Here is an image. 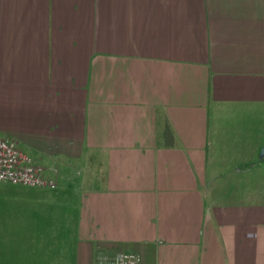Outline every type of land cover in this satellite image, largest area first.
Returning a JSON list of instances; mask_svg holds the SVG:
<instances>
[{"label":"crops","instance_id":"obj_1","mask_svg":"<svg viewBox=\"0 0 264 264\" xmlns=\"http://www.w3.org/2000/svg\"><path fill=\"white\" fill-rule=\"evenodd\" d=\"M7 115L56 187L0 264H264V0H0Z\"/></svg>","mask_w":264,"mask_h":264},{"label":"built area","instance_id":"obj_2","mask_svg":"<svg viewBox=\"0 0 264 264\" xmlns=\"http://www.w3.org/2000/svg\"><path fill=\"white\" fill-rule=\"evenodd\" d=\"M0 181L25 184L31 187L54 189V177L45 174L44 169L22 151L16 143L0 134ZM95 264H144L133 252H118L112 260H99Z\"/></svg>","mask_w":264,"mask_h":264},{"label":"rangeland","instance_id":"obj_3","mask_svg":"<svg viewBox=\"0 0 264 264\" xmlns=\"http://www.w3.org/2000/svg\"><path fill=\"white\" fill-rule=\"evenodd\" d=\"M4 119L6 120V126L9 128L13 133L11 140L14 142H19V148L21 150H25L26 147H24V140L21 138L25 136L27 130L26 127L24 126V122L19 121V116H13V115H7L3 116L1 118V121L3 122ZM5 122V121H4ZM14 134V135H13ZM224 138L222 139L225 142H221L220 144L223 145H230L232 144V138ZM259 139L255 138L254 141L257 142ZM27 150V148H26ZM262 179V174L257 175V180ZM14 184L17 185H23L27 186L25 184H20V183H12L9 181H1L0 182V195L4 197L1 198L0 202V219L6 217L5 215H8L9 212H13L15 209H23V205L26 203L27 199V188L25 187H18V186H13ZM241 189L246 188V187H240ZM263 190H264V185H257L256 186V200H261L260 198L263 195ZM241 191V190H240Z\"/></svg>","mask_w":264,"mask_h":264},{"label":"water","instance_id":"obj_4","mask_svg":"<svg viewBox=\"0 0 264 264\" xmlns=\"http://www.w3.org/2000/svg\"><path fill=\"white\" fill-rule=\"evenodd\" d=\"M261 155L264 156V149L261 150Z\"/></svg>","mask_w":264,"mask_h":264}]
</instances>
